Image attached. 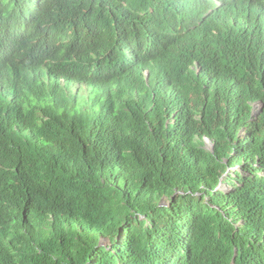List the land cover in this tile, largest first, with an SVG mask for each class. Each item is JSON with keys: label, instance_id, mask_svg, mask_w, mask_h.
<instances>
[{"label": "trees", "instance_id": "1", "mask_svg": "<svg viewBox=\"0 0 264 264\" xmlns=\"http://www.w3.org/2000/svg\"><path fill=\"white\" fill-rule=\"evenodd\" d=\"M240 1L0 0V264H264V0Z\"/></svg>", "mask_w": 264, "mask_h": 264}, {"label": "clouds", "instance_id": "2", "mask_svg": "<svg viewBox=\"0 0 264 264\" xmlns=\"http://www.w3.org/2000/svg\"><path fill=\"white\" fill-rule=\"evenodd\" d=\"M238 4L236 3H223V2H217L215 7L213 8V13L214 17H220V16H225L226 19H233L239 16L242 17L244 13L248 12L249 8V3H245L243 1L237 0ZM247 2L254 3L252 0H248ZM29 9L31 8L30 6H27ZM220 8H222L223 13H218ZM19 25H15L13 21H9L8 23L4 22L3 17H0V41L4 42L5 45L7 46H13L14 44L17 43V39L19 36ZM11 65L8 62H5L0 59V75L1 76H6L8 74V78L13 81L14 80V72L13 69H9ZM65 72L63 70H59L56 72V78L54 81L56 90H62L64 87H66L67 83L65 81ZM101 81H105L104 85L112 84L113 89H107V90H100L98 91L97 84H99ZM73 86H76L74 84ZM14 85H11L8 90L11 91ZM79 88L85 90L88 95H101V96H111L117 91L120 90L121 86L113 82L111 79H102V80H97L95 78H86L83 83L78 86ZM99 93V94H98ZM261 106L259 107V109Z\"/></svg>", "mask_w": 264, "mask_h": 264}, {"label": "bare ground", "instance_id": "3", "mask_svg": "<svg viewBox=\"0 0 264 264\" xmlns=\"http://www.w3.org/2000/svg\"><path fill=\"white\" fill-rule=\"evenodd\" d=\"M105 81H101L99 84H97V90H107V89H113V85L112 84H108L107 86L104 85Z\"/></svg>", "mask_w": 264, "mask_h": 264}, {"label": "rangeland", "instance_id": "4", "mask_svg": "<svg viewBox=\"0 0 264 264\" xmlns=\"http://www.w3.org/2000/svg\"><path fill=\"white\" fill-rule=\"evenodd\" d=\"M235 170H231V169H229L228 170V173L226 174V176L228 175V174H233V172H234ZM227 188H229V187H226V185L225 184H223L221 187H220V189H222V190H226Z\"/></svg>", "mask_w": 264, "mask_h": 264}, {"label": "water", "instance_id": "5", "mask_svg": "<svg viewBox=\"0 0 264 264\" xmlns=\"http://www.w3.org/2000/svg\"><path fill=\"white\" fill-rule=\"evenodd\" d=\"M236 256V255H235Z\"/></svg>", "mask_w": 264, "mask_h": 264}]
</instances>
